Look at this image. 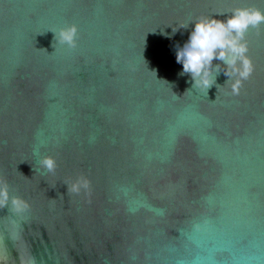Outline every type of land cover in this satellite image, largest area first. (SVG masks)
<instances>
[{
    "label": "water",
    "instance_id": "95a60500",
    "mask_svg": "<svg viewBox=\"0 0 264 264\" xmlns=\"http://www.w3.org/2000/svg\"><path fill=\"white\" fill-rule=\"evenodd\" d=\"M249 6L0 0V176L30 205L0 207V264H264V24L239 95L221 61L206 95L176 60L194 21Z\"/></svg>",
    "mask_w": 264,
    "mask_h": 264
},
{
    "label": "clouds",
    "instance_id": "9594fccd",
    "mask_svg": "<svg viewBox=\"0 0 264 264\" xmlns=\"http://www.w3.org/2000/svg\"><path fill=\"white\" fill-rule=\"evenodd\" d=\"M218 15L224 14L201 16L194 21L195 27L188 41L182 47L177 46L176 60L183 65L180 75L190 74L194 82L192 88L202 89L206 95L213 85L220 86L216 81L222 70L221 64L213 66V61H221L226 66L224 74L229 77L225 84L230 82L232 94L239 95L244 81L251 77L255 67L248 55L245 37L249 28H259L264 24V10L254 6L237 7L225 19L217 18ZM187 27L184 25L180 28ZM78 30V25L70 24L61 28L58 34L51 31L55 33V41L75 48ZM40 164L49 172H54L57 167L55 158L50 155L43 157ZM65 184L69 195H79L81 192L91 195V180L84 175ZM9 204L16 212L26 211L30 207L24 198L11 196L6 178L0 176V207Z\"/></svg>",
    "mask_w": 264,
    "mask_h": 264
}]
</instances>
